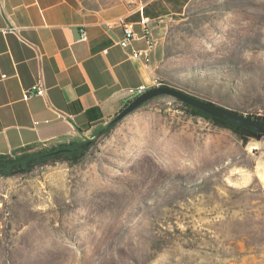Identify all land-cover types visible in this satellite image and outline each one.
Segmentation results:
<instances>
[{"label": "rangeland", "instance_id": "1", "mask_svg": "<svg viewBox=\"0 0 264 264\" xmlns=\"http://www.w3.org/2000/svg\"><path fill=\"white\" fill-rule=\"evenodd\" d=\"M149 9L154 85L263 116L264 0ZM99 130L77 140L93 144L75 164L0 177V264H264L263 143L167 96Z\"/></svg>", "mask_w": 264, "mask_h": 264}, {"label": "crops", "instance_id": "2", "mask_svg": "<svg viewBox=\"0 0 264 264\" xmlns=\"http://www.w3.org/2000/svg\"><path fill=\"white\" fill-rule=\"evenodd\" d=\"M153 1L0 0V155L76 142L116 116L131 90L154 86L164 52ZM144 17L154 41L147 64L131 56L144 41L117 44L124 24L141 35ZM36 82L45 96L23 101Z\"/></svg>", "mask_w": 264, "mask_h": 264}, {"label": "trees", "instance_id": "3", "mask_svg": "<svg viewBox=\"0 0 264 264\" xmlns=\"http://www.w3.org/2000/svg\"><path fill=\"white\" fill-rule=\"evenodd\" d=\"M130 101H128L125 106ZM150 101L145 104L150 103ZM178 103H180L190 115L194 117H202L205 120L211 122L214 126L232 132L242 142L243 145H246L250 140L260 141L264 138V135L262 134L220 120L181 102ZM246 116L264 122V116H253L249 114ZM113 118L104 127L100 128V130L96 133L97 137L108 135L110 131L118 124V122L111 123ZM92 144L93 142L91 141H76L64 146H51L49 148H43L31 153H23L20 155L14 154L12 156L0 155V177H14L28 174L38 167L53 164L59 161H68L71 164H75L87 154ZM59 150L65 151L56 153Z\"/></svg>", "mask_w": 264, "mask_h": 264}, {"label": "water", "instance_id": "4", "mask_svg": "<svg viewBox=\"0 0 264 264\" xmlns=\"http://www.w3.org/2000/svg\"><path fill=\"white\" fill-rule=\"evenodd\" d=\"M162 96L170 97L210 116L264 135L263 121L249 118L246 115L239 114L238 112H235L228 108H224L214 103L199 99L168 85L152 87L137 95L116 114L111 123L119 122L120 120L124 119L126 116L140 108L143 104L154 98ZM61 151L65 150H59L56 153H59Z\"/></svg>", "mask_w": 264, "mask_h": 264}, {"label": "built area", "instance_id": "5", "mask_svg": "<svg viewBox=\"0 0 264 264\" xmlns=\"http://www.w3.org/2000/svg\"><path fill=\"white\" fill-rule=\"evenodd\" d=\"M140 26L142 29L141 35H137L134 32L133 26L131 24H124L122 28L123 37L121 38V40L117 41V44L121 48H129L133 41H137V40L144 41L146 43V47L144 49H133L131 52V56L133 58L141 59L145 64H147L150 61V52L154 45V41L151 39V28H150L149 18L147 17L142 18V20L140 21ZM81 40H86V35H85V32L83 31L81 33ZM160 85L161 84L158 83L154 85V87H157ZM147 89L148 88L144 86H140L136 88L134 91L131 90L130 95L132 96V99H133L134 97L143 93ZM44 96H45V89L39 82H36L30 88L23 91L22 100L28 101L34 97H44ZM45 122L48 123V121H45ZM35 124H37V122H35Z\"/></svg>", "mask_w": 264, "mask_h": 264}, {"label": "bare ground", "instance_id": "6", "mask_svg": "<svg viewBox=\"0 0 264 264\" xmlns=\"http://www.w3.org/2000/svg\"><path fill=\"white\" fill-rule=\"evenodd\" d=\"M263 177V176H262ZM262 184L264 185V178L262 179ZM220 228V227H219ZM221 229V228H220Z\"/></svg>", "mask_w": 264, "mask_h": 264}]
</instances>
